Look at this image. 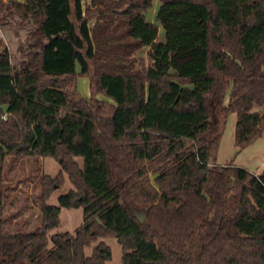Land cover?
Masks as SVG:
<instances>
[{"label": "trees", "instance_id": "1", "mask_svg": "<svg viewBox=\"0 0 264 264\" xmlns=\"http://www.w3.org/2000/svg\"><path fill=\"white\" fill-rule=\"evenodd\" d=\"M153 3L0 0V24L26 31L16 65L0 37V264H106L108 235L122 264H264V169L234 166L230 201L206 226L234 165L217 163L223 121L237 113L239 149L264 132V0H160L158 23ZM145 46L150 63L136 55ZM7 156L61 160L40 178L36 231L6 227ZM63 171L74 187L49 204ZM79 206L75 233L50 236L62 207Z\"/></svg>", "mask_w": 264, "mask_h": 264}, {"label": "rangeland", "instance_id": "2", "mask_svg": "<svg viewBox=\"0 0 264 264\" xmlns=\"http://www.w3.org/2000/svg\"><path fill=\"white\" fill-rule=\"evenodd\" d=\"M160 6V0H154L153 5L146 13L149 21L157 22L156 14ZM91 15V13H90ZM91 26L96 25V17L90 19ZM103 32L100 29V33ZM0 37L4 44L10 49L13 57V63H18V46L25 42L26 31L23 27L16 25L14 27L2 26L0 24ZM159 38H164V29L159 25ZM148 46L142 47L136 51L137 57H143L150 63L148 57ZM96 68H93L95 72ZM77 91L83 98L92 96L91 82L89 75H79L77 78ZM97 97L106 99L103 93H99ZM229 97L226 96L225 104L228 103ZM254 110L264 112V106L256 105ZM237 122V113L232 112L223 121L221 128V140L219 152L217 154V163L225 165L234 163V166H242L253 173H261L264 169V132L261 137L251 143L249 146L239 149L235 144V126ZM78 162L82 164V157H76ZM229 165V164H228ZM62 170L61 160L54 156L45 157H10L5 159V173L7 184L9 185V193L5 205V220L7 228L11 231H36L40 226L41 206H40V178L43 174L57 175ZM235 173V172H234ZM232 167L227 168L222 174L219 188L220 195L217 197L215 204L211 205L210 220L207 227L215 230L216 222V206L225 205L230 201L234 191L236 181L234 179ZM64 180L61 187L57 188L47 202L49 204L58 205L59 197L74 187L66 171H63ZM211 200V198H210ZM83 207H62L60 212V223L49 231L51 236L57 232L69 231L75 233L76 229L83 222ZM112 250V257L106 264H122V246L114 235H108L102 238ZM96 244V243H95ZM86 248V254L92 252L93 246Z\"/></svg>", "mask_w": 264, "mask_h": 264}, {"label": "crops", "instance_id": "3", "mask_svg": "<svg viewBox=\"0 0 264 264\" xmlns=\"http://www.w3.org/2000/svg\"><path fill=\"white\" fill-rule=\"evenodd\" d=\"M232 170H233V173H234V165L232 166Z\"/></svg>", "mask_w": 264, "mask_h": 264}]
</instances>
